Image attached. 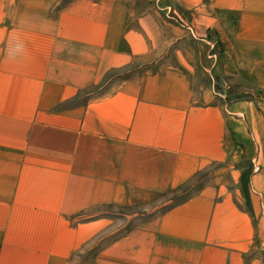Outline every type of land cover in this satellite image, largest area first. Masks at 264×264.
<instances>
[{
  "label": "crops",
  "instance_id": "obj_1",
  "mask_svg": "<svg viewBox=\"0 0 264 264\" xmlns=\"http://www.w3.org/2000/svg\"><path fill=\"white\" fill-rule=\"evenodd\" d=\"M0 264H264V0H0Z\"/></svg>",
  "mask_w": 264,
  "mask_h": 264
},
{
  "label": "rangeland",
  "instance_id": "obj_2",
  "mask_svg": "<svg viewBox=\"0 0 264 264\" xmlns=\"http://www.w3.org/2000/svg\"><path fill=\"white\" fill-rule=\"evenodd\" d=\"M151 22L154 23L156 27L160 25L158 18L155 20H151ZM158 30L162 35H165L168 38L173 39V37H176L175 29L171 25L164 26L162 30L158 28ZM174 45L175 44L173 43V45L169 47L168 53H173L176 48ZM185 47L188 51L192 49V46L190 44L186 45ZM199 50L204 51L202 53L204 57H199L201 61H203L204 59L212 61L215 60V47L212 48L210 47V45H208V48L205 49L196 48V51ZM154 53L155 52H152L150 56H153ZM168 56L171 57V55ZM168 56H166L165 59H161L160 62L154 64V67L161 65V63L164 64L166 61H169L170 58ZM143 59L146 60V56ZM201 61L198 62L196 58L195 60L190 61V65L194 68V71L196 72V77H198L203 83H214L218 87V83H216V80L212 79L210 76L211 70H208V66H205V63ZM211 66L212 64L209 66V68H211ZM149 67H153V65H143V60H137L135 70L131 73H133L134 75L137 74L138 71H141L142 69H147ZM202 72L207 75H203ZM189 193H191V191L186 192L184 189H179L173 192H168L156 196L144 205L135 204L133 206H102L88 210L82 215L83 218H86L87 220L101 218L106 222V226L103 229V233L99 235V237L96 238L94 242L90 245L98 244L102 241H106L110 238H113L117 235L126 232L130 228L142 223L150 217H153L163 212L165 209L169 208L174 203H177Z\"/></svg>",
  "mask_w": 264,
  "mask_h": 264
}]
</instances>
